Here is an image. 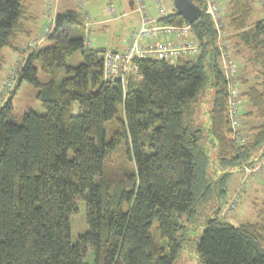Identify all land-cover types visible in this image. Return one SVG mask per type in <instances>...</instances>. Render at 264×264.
Masks as SVG:
<instances>
[{
	"label": "trees",
	"instance_id": "obj_1",
	"mask_svg": "<svg viewBox=\"0 0 264 264\" xmlns=\"http://www.w3.org/2000/svg\"><path fill=\"white\" fill-rule=\"evenodd\" d=\"M78 1L80 8L55 14L44 39L50 46L31 42L12 93L25 80L34 84L46 114L16 115L11 97L0 105V264H174L192 241L201 264H264V201L255 222L234 225L222 215L232 174L264 161V16L252 21L262 4L226 0L222 13L228 51L249 52L246 61L261 77L247 91L239 88L252 107L241 116L258 124H246L244 135L241 123L245 142L238 145L206 0H193L201 9L193 22L176 9L167 13L161 0L160 23L189 26L199 53L137 59L141 79L129 77L125 86L104 76L109 49L85 46L87 16ZM34 20L26 0H0V69L3 48L22 50L18 41L32 36ZM77 51L83 62L68 66ZM37 62L52 79H38ZM61 67L66 76L58 83ZM205 103L207 125L195 119ZM78 200L86 204L89 230L73 243Z\"/></svg>",
	"mask_w": 264,
	"mask_h": 264
},
{
	"label": "rangeland",
	"instance_id": "obj_2",
	"mask_svg": "<svg viewBox=\"0 0 264 264\" xmlns=\"http://www.w3.org/2000/svg\"><path fill=\"white\" fill-rule=\"evenodd\" d=\"M109 0H96V3L93 2L85 9L84 13H90L89 18H87L86 22L91 24L92 27L88 28L87 34L91 35V47L93 49H114V50H122V47L126 40H128L129 35L140 27V15L137 12H133L130 8L129 1L122 0L123 5L120 4L119 0H113V6L116 10V19L112 20L108 23L107 27H101L97 22L102 18V9L105 13L106 18H110L108 15L109 11ZM225 10L227 8L226 0H218ZM165 9L170 12L173 9H180L182 6H178L175 4L174 0H162ZM26 4L30 6L32 9L31 12H34L35 15H38L37 18L32 22L30 27H32V36L27 38L25 36L21 37L18 41V46L22 50H15L9 47H5L2 50V55L5 59L2 69H0V91H1V101L0 105L5 104V102L11 97L13 111L16 115L23 116L27 111H34L40 115L46 114L47 110L43 106V104L37 99V90L34 84L23 81L18 85L16 91L12 95L17 81L11 87H5L6 81L9 76L17 67L19 58L26 53L27 46L29 43L40 41V39L44 38L45 29L50 26V21L47 14V7L44 8L47 4L46 0H26ZM261 5H256V13L252 18V21H256L264 16V3ZM75 7V6H74ZM45 10V15H43V11ZM58 9L56 7V0H54L53 4V16L57 13ZM184 9H189L194 13H200L201 9L198 5L192 4L189 6H185ZM30 12V13H31ZM156 11L154 10V14ZM32 14V13H31ZM42 14V15H41ZM157 14V13H156ZM157 16V15H156ZM228 32V31H226ZM230 36L231 32L226 33ZM44 40V39H43ZM228 43L231 45V42L228 40ZM52 41L47 39L45 45L50 46ZM43 45V46H45ZM25 50V51H24ZM233 54V58L231 57ZM249 52H245L243 56H237L233 53V50L228 51L229 58L234 62L237 77H244L245 80L247 78L249 83H240L239 88L243 93L247 91L249 86L258 84L261 81V77L258 74V71L253 64H249L247 62V66L244 67V62ZM246 56V57H245ZM67 65L76 67L83 62V56L81 51L75 52L71 57L67 59ZM36 67L38 68V79L41 82H46L52 79L50 74H47L42 70L41 63L37 62ZM253 66V67H252ZM246 68L249 72L245 71ZM246 74V75H245ZM56 81L61 83L63 78L66 76V69L64 67L58 68L55 71ZM246 76V77H245ZM241 112L242 114L247 111H251L252 107L246 97L241 96ZM210 108L209 103H205L199 106L196 114V118L203 125H207L209 123V117L207 111ZM80 107L76 102L73 104L72 113L77 115L79 113ZM119 111H122V107L119 106ZM241 123L243 126L244 135L249 134V127L246 126L258 124V120L255 118L248 120L245 117L241 116ZM113 120L108 121L106 123V132L108 139H110L111 128H112ZM213 149L211 150V155L213 156ZM217 161V159H216ZM257 165V164H256ZM220 173V171H219ZM264 201V172H241L236 170L228 181V195L226 198L227 205L223 208L222 215L226 217L229 221H231L234 225H240L246 222H255L257 220L256 212L260 208L262 202ZM78 212L71 217V241L75 243L80 235L85 234L89 230L88 221H87V208L86 204L83 200L77 201ZM157 226H153L152 233L156 235ZM204 226L200 227L199 231H196L193 234V239H197L198 236L202 233ZM165 243V242H164ZM174 264H201L198 252L195 248V242H189L187 246L182 251L181 255L177 259Z\"/></svg>",
	"mask_w": 264,
	"mask_h": 264
},
{
	"label": "built area",
	"instance_id": "obj_3",
	"mask_svg": "<svg viewBox=\"0 0 264 264\" xmlns=\"http://www.w3.org/2000/svg\"><path fill=\"white\" fill-rule=\"evenodd\" d=\"M47 1V14L50 21V26L45 29L44 38L48 35L54 25L55 16H53L54 0ZM134 10L140 15L141 25L137 31L132 32L127 40L125 51H114L109 49L104 56V76L107 80L120 81L125 86L129 77L135 80L141 79V74L136 63L137 59L154 56L159 59L174 60L182 55H197L199 53V43L197 40L190 37V27H179L176 25H165L160 23V19L166 17V11L161 0H155L158 8V16L149 15L147 10L148 0H128ZM261 4L264 0H258ZM206 14L211 18L218 32V47L220 49V62L223 67V72L227 80L228 96H227V116L229 122V130L231 138L238 144L242 145L245 140L241 132V101L239 86L237 82V70L234 62L228 55V40L222 26L223 6L218 0H206ZM111 13L114 14V9L111 7ZM87 28L91 24H86ZM173 37L178 40L177 43L164 41L156 45H146L148 39H164ZM85 46L91 47V35L86 34ZM34 47V43L29 44L26 50L27 54L19 58V62L15 70L6 81L5 87H11L18 80L21 68L26 62L27 55ZM246 172H264V161L259 162L253 167H246Z\"/></svg>",
	"mask_w": 264,
	"mask_h": 264
},
{
	"label": "crops",
	"instance_id": "obj_4",
	"mask_svg": "<svg viewBox=\"0 0 264 264\" xmlns=\"http://www.w3.org/2000/svg\"><path fill=\"white\" fill-rule=\"evenodd\" d=\"M120 1V4L121 5H123V2H122V0H119ZM128 1V0H127ZM93 2H95L96 3V0H83V2H82V4H81V6H83V8H86L87 7V5H88V7L89 6H92L91 4L93 3ZM108 3H109V11H108V15L107 16H109L110 18H106L105 17V13L103 12V9H102V18L100 19V21H98L97 23L98 24H100L101 25V27H107V25H108V23L110 22V21H112V20H115L116 19V10H115V8L113 7V9H114V14H112L111 13V8H110V5L111 6H113V0H109L108 1ZM46 6L44 7V8H46L47 7V4H45ZM79 5H80V3H79V1L78 0H56V7L58 8V9H56L57 10V13L58 12H61V11H64V10H66V9H71V8H75V7H79ZM129 5H130V8L132 9V11L134 12V9H133V6L131 5V3L129 2ZM75 6V7H74ZM28 7H29V11L31 12V8H30V6H29V4H28ZM80 8V7H79ZM45 10L46 9H44V11H43V15H45V13L48 11V8H47V11L45 12ZM154 10L156 11V13H157V10H156V8H155V2H154V0H148V11H149V15H151V16H153V17H157L158 16V13L156 14H154ZM177 10V9H176ZM167 11V10H166ZM136 12V11H135ZM32 13V16H33V18L34 19H36L37 18V16L38 15H35V13L34 12H31ZM167 13H168V11H167ZM41 14V15H42ZM89 15H90V13H86V16H87V18H89ZM157 15V16H156ZM49 18V17H48ZM262 18V17H261ZM94 23H92V25H93ZM92 25H91V27H92ZM139 29V28H138ZM138 29H136V30H138ZM129 38V37H128ZM166 40H168V41H171L172 43H177L178 42V40H176V38H173V37H167V38H164V39H161V38H159V39H148L147 41H145V44L146 45H156V44H159V43H161V42H164V41H166ZM46 41L47 40H43L42 42H44V43H42V44H45L46 43ZM126 47H127V40H126V42L124 43V45H123V47H122V50L121 51H125V49H126ZM114 50V49H113ZM115 51H119V50H115ZM250 64V63H249ZM245 66H247V61H246V59H245V62H244V67ZM253 67V66H252ZM245 71H247V72H249L248 71V69L246 68V70ZM246 75V74H245ZM246 77V76H245ZM240 79V82L241 83H249L248 82V80H247V78H246V80H245V78L244 77H242V78H239Z\"/></svg>",
	"mask_w": 264,
	"mask_h": 264
},
{
	"label": "water",
	"instance_id": "obj_5",
	"mask_svg": "<svg viewBox=\"0 0 264 264\" xmlns=\"http://www.w3.org/2000/svg\"><path fill=\"white\" fill-rule=\"evenodd\" d=\"M178 6H182L180 7V9L177 7V11L182 14L186 19H188L190 22H193L194 20H196L200 14V13H194L193 11H190L189 9H184L185 6H189V8L192 6L193 0H174Z\"/></svg>",
	"mask_w": 264,
	"mask_h": 264
}]
</instances>
